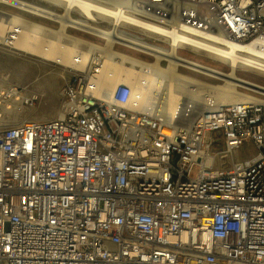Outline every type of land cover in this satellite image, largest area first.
<instances>
[{
  "label": "built area",
  "instance_id": "obj_1",
  "mask_svg": "<svg viewBox=\"0 0 264 264\" xmlns=\"http://www.w3.org/2000/svg\"><path fill=\"white\" fill-rule=\"evenodd\" d=\"M53 1L75 19L110 20L107 41L131 51L110 58L141 84L99 96L91 84L106 54L77 47L59 114L0 129V264H264V100L206 96L190 123V105L164 121L134 100L156 61L149 35L173 32L177 47L229 61L233 50L264 73V0ZM18 36L5 27L0 48L20 49ZM38 98L0 87V123ZM244 144L254 154L235 159Z\"/></svg>",
  "mask_w": 264,
  "mask_h": 264
},
{
  "label": "bare ground",
  "instance_id": "obj_2",
  "mask_svg": "<svg viewBox=\"0 0 264 264\" xmlns=\"http://www.w3.org/2000/svg\"><path fill=\"white\" fill-rule=\"evenodd\" d=\"M0 5H3V12L0 11V32H2L5 27H16L19 31L16 46L31 52L36 57L66 66L77 51V47L86 50L92 48L103 50L107 59L103 63L98 79L91 84L92 90L96 91L99 96H105L118 83L128 85L136 84L137 86L141 84L140 77L136 70L125 67L122 63L115 62L110 58L111 56L117 55L120 56L122 60H129L128 54L131 52L129 47L125 44L119 46L115 44L114 40L107 41L110 37L109 34L117 31V28L113 26L110 20L106 18H96L95 23H90L86 19H75L68 16V8L70 5L53 0H0ZM80 8L88 18H94L88 6L80 5ZM64 9L65 13L62 15H64L65 19L61 17L62 12H59ZM23 15L30 17V19L32 17L33 20H27ZM58 20L61 22L58 24V27L55 28V25L52 24H56ZM41 21L47 22V26L41 25ZM136 22L138 23V21ZM81 27L89 28L92 32V34H90L91 37H95L94 39L96 40H88L67 35V29L77 30ZM148 28L154 32L164 33L159 26L151 25ZM168 37V47L154 44L153 49L157 51L156 61H152L148 65L150 74L142 80L143 87L140 88L141 91L137 92L134 96V100L137 102L140 109H149L154 116L164 121H169L175 113L176 115H180L182 110L190 105L192 107V114L187 119L190 123L193 116L204 109L203 100L199 94V91H201L200 89L205 90L207 94L211 93V97L214 101L223 105L241 102L247 99H256L240 91L236 92V86H252L256 90L264 92V86L256 84L249 79L244 80L238 76L237 69L243 72H255L264 77V73L249 69L241 63V60L233 58L239 57L240 54L231 50L232 53H229L231 57L226 55L232 59L231 61L219 56L213 57L214 59H218L222 64L228 66L230 71L228 70L229 72L225 73L221 69L196 62L193 59L180 55L178 49L187 47H177L178 36L174 35L173 32L169 34ZM61 38H66L69 43L61 44ZM156 39L159 40V38ZM98 41H102L103 43H99ZM107 42H109V44ZM190 49L196 53L199 51L194 48ZM211 50L213 51V49ZM222 55L224 56V54ZM160 57L169 59L165 68L159 66L158 61ZM180 66L187 67L196 73L221 79L224 81V84L222 86H214L185 74H181L178 71V67ZM20 67L23 69L17 68V72L15 73L16 79H19L22 70L30 69V67L27 68L26 66ZM54 79H56V77L53 74L47 75L45 83L49 85V82ZM100 90L103 91V93L100 94Z\"/></svg>",
  "mask_w": 264,
  "mask_h": 264
},
{
  "label": "rangeland",
  "instance_id": "obj_3",
  "mask_svg": "<svg viewBox=\"0 0 264 264\" xmlns=\"http://www.w3.org/2000/svg\"><path fill=\"white\" fill-rule=\"evenodd\" d=\"M0 11L3 12V5H0ZM59 13V12H58ZM27 20H33V18L23 15ZM10 17V15H9ZM63 19L64 15L61 14ZM44 22V23H43ZM41 21V25L48 24L45 21ZM56 22V21H55ZM61 21L58 20L54 27L57 28L58 24ZM50 23V22H49ZM70 23V21H69ZM50 25V24H49ZM0 32V34H2ZM92 32L87 27H81L79 29H67V35L74 37H81L88 40H96L91 37ZM93 36V35H92ZM152 36V35H149ZM157 36H152L150 39L156 43L158 46L168 47V41ZM66 38H61L60 43L64 44ZM96 42V41H95ZM100 42V41H98ZM167 42V43H166ZM26 43V42H25ZM101 43V42H100ZM79 48V47H78ZM179 54L190 59L195 60L196 62H201L209 66L221 69L225 73H228L230 70L227 65L222 64L218 59H214L213 55L198 51V53L192 51L190 48L178 49ZM120 51V50H119ZM155 61V60H153ZM169 59H165L163 62L159 63L161 68H165L168 64ZM29 64V65H28ZM20 66L30 67L28 70H22L21 76L19 79L15 78V73L17 68L23 69ZM229 70V71H228ZM178 71L181 74L190 76L196 80H201L207 84L214 86H222L224 81L221 79L209 77L204 74L196 73L188 69L187 67H178ZM53 74L56 79L49 82V85L46 84L47 75ZM237 74L240 78L244 80H251L252 82L264 86V77L260 74L243 72L237 69ZM14 76V77H13ZM67 79V72L64 65L53 63L46 59L36 57L35 55L25 53L20 51V49H3L0 48V87L16 85L18 86L22 94H29L31 92L38 95V102L32 106H24L17 103L15 107L11 106L10 109L6 110L3 113V123H0V129H4L9 125L18 123L19 121L29 118V119H47L53 118L57 115L60 110V98L59 91ZM248 80V81H249ZM194 88V87H190ZM199 94L202 99L206 96H212L211 93L207 94L205 90L200 89ZM236 92L240 91L249 96H252L258 100H264V92L258 91L252 86H241L235 87ZM197 114V113H196ZM193 116V118L196 116ZM3 125V126H2ZM254 149L250 144H244L233 156L235 159H244L252 156L254 154Z\"/></svg>",
  "mask_w": 264,
  "mask_h": 264
},
{
  "label": "crops",
  "instance_id": "obj_4",
  "mask_svg": "<svg viewBox=\"0 0 264 264\" xmlns=\"http://www.w3.org/2000/svg\"><path fill=\"white\" fill-rule=\"evenodd\" d=\"M52 118V117H51Z\"/></svg>",
  "mask_w": 264,
  "mask_h": 264
}]
</instances>
